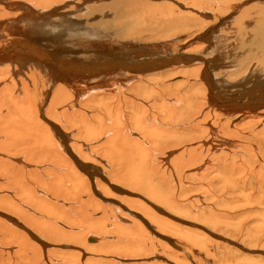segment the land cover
<instances>
[{
	"label": "bare ground",
	"instance_id": "1",
	"mask_svg": "<svg viewBox=\"0 0 264 264\" xmlns=\"http://www.w3.org/2000/svg\"><path fill=\"white\" fill-rule=\"evenodd\" d=\"M218 245L264 264V0H0V264Z\"/></svg>",
	"mask_w": 264,
	"mask_h": 264
},
{
	"label": "rangeland",
	"instance_id": "2",
	"mask_svg": "<svg viewBox=\"0 0 264 264\" xmlns=\"http://www.w3.org/2000/svg\"><path fill=\"white\" fill-rule=\"evenodd\" d=\"M204 9H202V10H204L206 13H208V14H211V10H209L210 8H206V7H203ZM67 12H69V10L67 9ZM182 13H184V11H182ZM243 14V13H242ZM240 16H241V13L239 14ZM245 15H247V13H244V17H245ZM211 16V15H210ZM235 16L238 18V16L236 15V14H231L230 16H229V14H228V16L227 17H225V20L223 21V23L222 24H220V26H222L223 28H224V26H226L227 28H225L222 32H224V33H232V31L233 30H236V28L237 27H235V25L233 26V24H235V22H230V20H232V21H234V19H235ZM233 17H234V19H233ZM229 20V21H228ZM241 20V19H240ZM239 20V21H240ZM236 21H237V19H236ZM238 21V22H239ZM230 22V23H229ZM232 24V25H231ZM219 27V26H218ZM235 28V29H234ZM218 30H219V28H218ZM227 30V31H226ZM229 31V32H228ZM183 38H187V36H185V37H183ZM216 42H217V39H212V44H215L216 46H217V44H216ZM211 43V42H210ZM219 45V44H218ZM197 51V50H196ZM216 63H217V61H216ZM220 66H217L216 67V65L212 68V69H214V71H216L217 70V68H219ZM259 127H261V126H259ZM235 238V237H234ZM235 240H237V239H235ZM240 241L241 240H237V243L239 244V245H243V244H241V243H244V245H245V243L247 244V245H245V246H243L244 248L243 249H240V250H242V252L240 251V250H238V252L240 253V254H242L243 252H244V249H246V248H248V247H251L252 245H248V243H247V240L246 241H244V242H241L240 243ZM242 241H243V239H242ZM223 244H225V243H223ZM226 245L228 246V248L230 247V245L229 244H227L226 243ZM246 247V248H245ZM218 249V250H217ZM226 250H227V248H226ZM215 251H216V254H215V259L217 260L216 262H219L220 261V263H224V264H227V263H225L224 262V257L225 256H228V255H226L225 253H222V249H221V247H219V245L216 247V249H215ZM220 251V253H218ZM263 251H264V248H263ZM247 252V251H246ZM258 252H256L255 254H257ZM260 254V253H259ZM221 255V256H220ZM221 257L220 258V260H218L217 258H219V257ZM240 259V258H239ZM238 260V258H236V259H234L233 260V263H231V264H237V261ZM213 262H214V260H213Z\"/></svg>",
	"mask_w": 264,
	"mask_h": 264
}]
</instances>
